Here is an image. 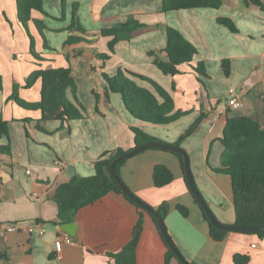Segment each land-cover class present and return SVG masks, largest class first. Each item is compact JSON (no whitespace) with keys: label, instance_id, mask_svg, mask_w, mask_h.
<instances>
[{"label":"crops","instance_id":"0c3cea01","mask_svg":"<svg viewBox=\"0 0 264 264\" xmlns=\"http://www.w3.org/2000/svg\"><path fill=\"white\" fill-rule=\"evenodd\" d=\"M17 2L0 0V113L10 132L9 139H0V146H11L10 154L0 153V228L19 225L0 246V264H114L109 254L121 252L133 241L139 220L137 264H166L167 246L151 215L115 192L79 210L71 223L76 224L74 244L64 243L60 257L55 249L58 239L70 237L57 224L54 195L58 187L75 178L94 176L95 163L101 158L119 149H134L132 128L173 145L200 119L181 148L215 217L222 224H235L232 181L221 171V139L230 118H252L264 130V11L246 0H221L219 9L168 12L162 10L163 0H43L44 12L33 11L32 20L23 23ZM75 5L86 31L83 36L92 42L67 45ZM131 18L148 28L130 41L117 43L111 53L108 44L112 38L104 37L102 31ZM221 20L231 22L237 32ZM35 21L42 22L44 29ZM167 28L180 32L197 49L192 61L181 65L176 76L163 74L149 54L166 48ZM29 34L42 62L30 52ZM79 51L82 54L77 57ZM96 53L110 54L111 58L102 61ZM160 56L165 58L162 52ZM225 60L230 63L228 76ZM38 64L43 69H72L76 100L70 90L67 95L83 114L82 119L43 124L39 122L40 110L22 108L11 100L14 86L19 85L21 100L40 102L41 81L26 87ZM200 64L204 74L194 71ZM119 70L153 81L170 94L174 112L187 115L167 125L135 118L122 96L109 91L104 78ZM128 76L162 102L149 81ZM230 90L242 102L239 109L229 106L233 98ZM157 165L174 174L173 182L162 188L155 187L153 181ZM119 173L127 187L151 207L168 205L166 227L190 264H235L236 255L249 256L248 264H264V238L257 234L232 231L223 241L211 237L209 223L186 184L176 155L149 148L127 158ZM179 206L187 209V217L179 212Z\"/></svg>","mask_w":264,"mask_h":264},{"label":"trees","instance_id":"16d2710c","mask_svg":"<svg viewBox=\"0 0 264 264\" xmlns=\"http://www.w3.org/2000/svg\"><path fill=\"white\" fill-rule=\"evenodd\" d=\"M246 2L257 6L264 11V0H246ZM221 4V0H163L162 10L164 12H168L189 8L219 9ZM17 6L19 19L23 23H28L32 20L33 11L44 12L43 0H18ZM77 8L78 6L75 5L73 9V23L68 30L70 34L66 41L67 45L78 44L81 42H92L83 36L86 34V31L80 25L77 17ZM35 23L39 29H44V24L42 22L35 21ZM220 23L228 27L231 31L237 32L236 27L228 20H221ZM147 28L148 26L131 18L126 23H121L111 29L103 30L102 35L104 37L112 38L108 44L109 51L112 53L114 52V48L117 43L121 41H130L136 33ZM166 33L167 46L163 51H161L165 54V58L163 59L160 56L161 52H149V54L155 57L154 64L162 71L163 74L167 76H176L181 73V65L192 61L194 55L197 54V49L177 30L167 28ZM29 37L31 40V54L42 62L39 54L36 52L34 38L30 34ZM81 54L82 51H79L76 53V56L79 57ZM96 56L102 61H106L111 58L110 54L96 53ZM223 66L225 74L228 76L230 74L229 61L225 60ZM38 67L39 68L35 70L27 79L26 87L30 88L37 83V81H41L42 88L40 102L34 104L21 100L18 95L19 85L14 86L11 100L22 108L40 110L41 119L39 122L43 124L52 121L67 122L82 119L83 114L67 95L70 90L73 98L76 100L77 87L72 76V69L69 67L59 69H43L41 64H38ZM194 71L198 74H204L203 64L198 65ZM128 75L141 80L149 81L161 97L162 102H160L152 92L139 86L136 81ZM104 78L108 84L109 91L115 94H120L127 110L131 113V115L141 121L156 125H167L174 123L187 115V112H174V101L170 94L153 81L143 76L119 70L115 76L109 77L105 75ZM2 89V78L0 76V91H2ZM200 122V119L196 120L172 146L181 148L182 142L195 132ZM132 131L135 134V147L147 143L169 145L146 134L139 128H132ZM2 138L9 139L10 132L9 123L4 120L0 113V139ZM221 143L224 147L221 171L228 175L232 181L233 205L236 216L235 225L244 227L262 226L264 224V130L261 129L258 122L252 118H230L227 120ZM150 149L165 151L158 147ZM131 150L125 151L119 149L116 152L111 153L108 158L103 157L98 160L95 163L96 173L94 176L83 179L75 178L68 183L59 186L54 195V201L58 206L57 224L61 226L71 224L79 210L94 204L111 192L124 195L111 176L110 165L118 157ZM10 152V144L0 146V153L10 154ZM171 153L179 158L184 171V157L178 153ZM126 161L127 159H124L115 166L116 174L121 181L122 179L119 171L121 166ZM173 180L174 174L166 166L157 165L154 168L153 181L155 187H165L172 183ZM125 198L129 200L126 196ZM129 201L135 205L138 210L145 211L131 200ZM141 201L144 202L143 200ZM198 206L200 207L199 204ZM151 208L155 210L165 222L169 214L168 205L163 204L158 209L153 207ZM178 209L183 216H188L187 209L182 206H179ZM200 209L209 223L211 237L215 241H223L232 231L220 230L216 228L207 219L201 207ZM151 217L153 218V216ZM153 220L157 225L154 218ZM136 229H141V220H139ZM257 235L264 238V231L257 233ZM138 237L139 234L136 233L133 241L121 252L109 254V257L114 260V264H137L136 246ZM161 237L163 238L162 234ZM173 261L180 264L175 253L167 247L166 264H172ZM234 262L235 264H248L250 262V257L246 255H236L234 257Z\"/></svg>","mask_w":264,"mask_h":264},{"label":"water","instance_id":"95a60500","mask_svg":"<svg viewBox=\"0 0 264 264\" xmlns=\"http://www.w3.org/2000/svg\"><path fill=\"white\" fill-rule=\"evenodd\" d=\"M153 147H158L161 148L162 150L165 151H169V152H174V153H178L180 155H182L184 157V173H185V178H186V182L188 185V188L191 192V194L193 195V197L195 198V200L197 201V203L200 205V207L202 208L203 212L205 213L207 219L210 221V223L212 225H214L216 228L220 229V230H228V231H233V232H245V233H260L262 231H264V224L262 226L259 227H244V226H238V225H225L222 224L221 222H219V220L214 216V214L212 213L211 209L209 208L207 202L205 201V199L203 198V196L200 194V192L198 191L196 185H195V181L194 178L192 176V172H191V167H190V160L189 157L186 153L185 150H183L182 148L179 147H174L172 145H162V144H158V143H147L138 147H135L134 149H132L130 152L118 157L116 160H114L111 165H110V173L111 176L113 178V180L117 183V185L119 186V188L121 189V191L123 192V194L132 202H134L136 205H138L139 207H141L143 210H145L147 213H149L151 216H153V218L155 219L158 228L163 236V239L167 245V247L172 250L175 255L177 260L179 261L180 264H190L181 254V252L177 249L174 241L172 240L168 229L166 227L165 222L163 221V219L160 217V215L153 210L149 205L145 204L144 202H142L139 197H137L121 180L120 178L117 176L116 174V170H115V166L117 163H119L120 161L127 159V158H131L149 148H153ZM61 229L66 232L71 238H75V232H76V224H65L61 226ZM140 229L137 230V234L140 233Z\"/></svg>","mask_w":264,"mask_h":264},{"label":"built area","instance_id":"2783aa9c","mask_svg":"<svg viewBox=\"0 0 264 264\" xmlns=\"http://www.w3.org/2000/svg\"><path fill=\"white\" fill-rule=\"evenodd\" d=\"M230 94L233 98L229 100V106L232 107L233 109H239L242 106V102L236 97L234 90H230ZM18 229H19V225L17 224H8L5 227L0 228V246L2 245V242L6 238V235L8 233L15 232ZM44 233H45V229H42L41 234ZM64 243L74 244V241L70 237H66L65 239H58L55 242V249L58 257L62 255V249ZM253 247H256V245H254Z\"/></svg>","mask_w":264,"mask_h":264}]
</instances>
